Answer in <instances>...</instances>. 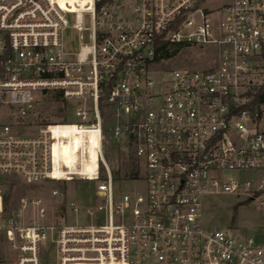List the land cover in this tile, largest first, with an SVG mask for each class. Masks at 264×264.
<instances>
[{
    "label": "built area",
    "instance_id": "obj_1",
    "mask_svg": "<svg viewBox=\"0 0 264 264\" xmlns=\"http://www.w3.org/2000/svg\"><path fill=\"white\" fill-rule=\"evenodd\" d=\"M210 1L0 0V264H264L202 220L205 195L264 197V0ZM56 92L61 121L31 123ZM13 183L34 190L11 207Z\"/></svg>",
    "mask_w": 264,
    "mask_h": 264
},
{
    "label": "rangeland",
    "instance_id": "obj_2",
    "mask_svg": "<svg viewBox=\"0 0 264 264\" xmlns=\"http://www.w3.org/2000/svg\"><path fill=\"white\" fill-rule=\"evenodd\" d=\"M216 3H218V0L209 2V4ZM62 44L67 50L76 51L78 48L76 33L70 27H67L62 33ZM186 51L188 53L177 54L168 64H163L161 67L168 68L173 61L182 62L185 60L192 62L198 59L195 50L187 49ZM35 96L38 98L39 93H35ZM65 112L64 103L53 101L50 94H44L36 103L29 120L33 124L61 121L60 118L64 116ZM66 121L74 122L75 120L70 113H67ZM257 127L260 130H264V111L257 123ZM75 142H79L78 136L75 137ZM62 153L66 159H71L74 156L72 147H63ZM109 159L111 165L114 166L116 160L115 151H112ZM60 186V183L48 182L36 190L48 197L50 189ZM33 190L30 186L16 183L9 184L8 196L13 199L11 207L16 204L19 196L29 194ZM65 193L67 199L82 200L86 198L88 201L92 196V186L90 182L79 180L66 182ZM260 201H264V197L261 195H257L254 199H245L242 195L235 196L228 193L205 195L202 199L203 224L208 228L224 229L231 235L251 237L256 243L264 244V205L261 206ZM43 259L42 264H55L53 247L49 244L45 246Z\"/></svg>",
    "mask_w": 264,
    "mask_h": 264
},
{
    "label": "trees",
    "instance_id": "obj_3",
    "mask_svg": "<svg viewBox=\"0 0 264 264\" xmlns=\"http://www.w3.org/2000/svg\"><path fill=\"white\" fill-rule=\"evenodd\" d=\"M175 54H176L175 51H174L173 53H171V54L165 52L164 57L167 58V57L173 56V55H175ZM60 96H61L60 93H57V92H56V93L52 94L51 97H54L56 100H59ZM77 136H78V138H79V140H80V136H79V135H77ZM136 169H137V164H135L134 161H131V174H134L135 171H136ZM6 197H8V195H7ZM6 201H7V199H6Z\"/></svg>",
    "mask_w": 264,
    "mask_h": 264
}]
</instances>
